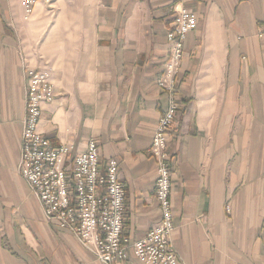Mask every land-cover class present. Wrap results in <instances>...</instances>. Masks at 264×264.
Instances as JSON below:
<instances>
[{
	"label": "crops",
	"instance_id": "0c3cea01",
	"mask_svg": "<svg viewBox=\"0 0 264 264\" xmlns=\"http://www.w3.org/2000/svg\"><path fill=\"white\" fill-rule=\"evenodd\" d=\"M178 10L197 28L178 73L169 142L178 264H264V0H54L27 14L0 0V264H102L47 223L19 173L28 68L49 71L54 97L38 129L70 157L92 138L126 189L121 264H145L135 241L159 223L149 148L169 96L157 85ZM230 205L228 212L226 207Z\"/></svg>",
	"mask_w": 264,
	"mask_h": 264
},
{
	"label": "built area",
	"instance_id": "2783aa9c",
	"mask_svg": "<svg viewBox=\"0 0 264 264\" xmlns=\"http://www.w3.org/2000/svg\"><path fill=\"white\" fill-rule=\"evenodd\" d=\"M38 1L53 7L54 0H23L27 14ZM198 25L190 10H178L168 31L169 52L164 72L157 85L169 96L168 106L161 115L149 148L157 163L155 196L161 209L159 223L132 245L134 255L145 264H178L180 255L172 239L174 212L171 200L172 170L169 142L176 129L179 101L176 97L179 71L185 54L188 34ZM257 36L264 40V22ZM26 114L21 137L19 173L27 181L42 206L44 220L76 235L82 245L102 264H121L128 258L123 244L126 213V189L119 174V163L111 158L102 166L100 146L94 138L86 151L70 157L68 144L54 147L39 131L42 104L52 101L54 85L44 68H28ZM231 210L230 205L226 207ZM264 256V217L262 223ZM242 264V263H237Z\"/></svg>",
	"mask_w": 264,
	"mask_h": 264
},
{
	"label": "bare ground",
	"instance_id": "6f19581e",
	"mask_svg": "<svg viewBox=\"0 0 264 264\" xmlns=\"http://www.w3.org/2000/svg\"><path fill=\"white\" fill-rule=\"evenodd\" d=\"M179 110V109H178Z\"/></svg>",
	"mask_w": 264,
	"mask_h": 264
}]
</instances>
